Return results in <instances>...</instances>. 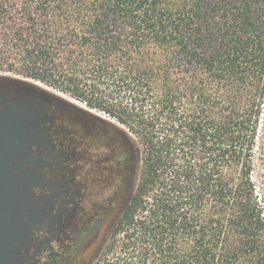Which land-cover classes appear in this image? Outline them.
I'll use <instances>...</instances> for the list:
<instances>
[{
  "label": "trees",
  "instance_id": "trees-1",
  "mask_svg": "<svg viewBox=\"0 0 264 264\" xmlns=\"http://www.w3.org/2000/svg\"><path fill=\"white\" fill-rule=\"evenodd\" d=\"M0 73L124 128L97 264H264V0H0Z\"/></svg>",
  "mask_w": 264,
  "mask_h": 264
},
{
  "label": "flooded vegetation",
  "instance_id": "flooded-vegetation-1",
  "mask_svg": "<svg viewBox=\"0 0 264 264\" xmlns=\"http://www.w3.org/2000/svg\"><path fill=\"white\" fill-rule=\"evenodd\" d=\"M5 110L10 117L21 114L25 119L18 122L16 139L9 137L5 149L0 143V264H91L113 230L106 233L120 200L122 181L133 173L135 158L125 167L124 159H116L109 151L106 157H95L76 184H50V196L32 199L29 188H42L43 182L22 163L36 169L43 160L39 157L46 144L40 140L51 122L46 114L69 110L51 108L40 94L13 97L11 89L0 82V112ZM33 146L37 152L30 149ZM109 191L112 213L108 212L109 195L105 197ZM31 229L38 232L34 238ZM21 250L25 253L20 254Z\"/></svg>",
  "mask_w": 264,
  "mask_h": 264
},
{
  "label": "rangeland",
  "instance_id": "rangeland-1",
  "mask_svg": "<svg viewBox=\"0 0 264 264\" xmlns=\"http://www.w3.org/2000/svg\"><path fill=\"white\" fill-rule=\"evenodd\" d=\"M0 82L11 89L13 97H16V95L40 94L47 100V105L51 108L56 105L69 110L68 113L59 111L56 114L52 112L46 114L51 122L46 124L47 135H44L45 137L40 140L46 144L45 150L39 157L43 160L36 169L31 164L25 165L24 162L22 163L23 168L29 174L34 175L38 181L43 182L42 188L38 185L29 188L28 196L32 199L40 201V199L50 196L51 192L48 188V186H51L50 184L60 183L68 187L71 186L72 181L76 184L82 175L86 174L95 157H106L107 152L117 148L115 146H118L119 142L122 144L116 130L123 131L124 128L105 114L89 110L83 103L75 101L67 95L58 93L38 82L22 79L19 76L0 73ZM42 91L54 99L46 97ZM97 120L107 122L109 125ZM30 149L37 152L36 146ZM48 155H53V157ZM111 194L109 191L105 197L109 195L108 212L112 213L113 206H110V204L113 202L111 200L113 194ZM114 200L117 201V199ZM39 209L41 210V208ZM101 229H104V227ZM37 233L35 229L30 230L32 238L36 237ZM102 251L99 252L91 264L99 262L103 254ZM24 253L23 250L20 251V254ZM14 261L18 263L17 259H14Z\"/></svg>",
  "mask_w": 264,
  "mask_h": 264
},
{
  "label": "water",
  "instance_id": "water-1",
  "mask_svg": "<svg viewBox=\"0 0 264 264\" xmlns=\"http://www.w3.org/2000/svg\"><path fill=\"white\" fill-rule=\"evenodd\" d=\"M10 115L8 110L0 112V143L3 145L4 149L9 144V137H12L13 140L16 139L18 136V122L25 119L21 114H13L12 117H10ZM135 174L136 166L133 169V173L127 174L122 181V189L119 194L120 200L116 207V211H114L110 217L106 233H109L113 229L112 227H114L131 197L134 188Z\"/></svg>",
  "mask_w": 264,
  "mask_h": 264
}]
</instances>
